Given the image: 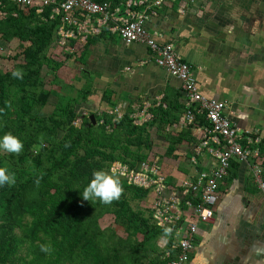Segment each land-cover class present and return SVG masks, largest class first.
<instances>
[{"label": "trees", "instance_id": "16d2710c", "mask_svg": "<svg viewBox=\"0 0 264 264\" xmlns=\"http://www.w3.org/2000/svg\"><path fill=\"white\" fill-rule=\"evenodd\" d=\"M107 1L115 6L123 0ZM53 6L46 5L39 13L34 7L25 10L11 0H0V44L17 39L20 50L14 57L22 55L10 70L0 67V136L11 132L24 145L18 154L0 149V166L6 165L16 178L15 184L0 187V264L167 263L175 256L173 237L169 235L161 247L158 240L164 230L155 224L150 206L138 204L149 188L130 184L119 175L123 191L110 203H81L79 193L94 170L111 172L114 161L132 168L147 160L152 154V129L167 143L165 156L173 157L183 140H193L189 135L193 123L178 133L166 131L185 108L177 98L166 107L150 108L152 119L139 124L128 106L120 117L107 110L78 112L93 90L87 85L73 95L58 82L57 72L72 53L53 48L57 58L49 55L59 22ZM93 40L89 38L83 49ZM69 44H74L73 39ZM15 69L23 70L22 79L12 75ZM52 98L53 109L43 113ZM101 100L115 109L109 90ZM194 122L206 124V119L196 112ZM231 165L232 160L226 182ZM105 215L113 216L120 229L101 226ZM48 243L51 253L40 247ZM153 246L158 252L150 256ZM165 251H170L168 257Z\"/></svg>", "mask_w": 264, "mask_h": 264}, {"label": "crops", "instance_id": "0c3cea01", "mask_svg": "<svg viewBox=\"0 0 264 264\" xmlns=\"http://www.w3.org/2000/svg\"><path fill=\"white\" fill-rule=\"evenodd\" d=\"M146 28L159 42H172L191 65L200 92L225 101L224 113L230 121L258 138L253 144L258 156L248 161L232 159L231 178L218 189L213 218L198 223L194 248L185 264H264V202L252 171V165L259 163L264 173V0H170L154 8ZM89 38L95 40L84 49V44H76L69 57L74 58L73 63L67 66L65 60L60 67L72 69L71 78L78 83L59 84L72 93L87 85L93 90L78 108L88 110V103L99 98L101 111L122 112L128 106L145 116L150 114L151 120L154 106L166 107L176 98L185 106L181 80L157 65L145 43L126 44L104 30ZM106 90L115 101L114 110L107 102L100 103ZM184 111L178 113L177 122L167 124L166 131L178 133L188 125ZM201 125L193 123L189 133L193 140H183L173 157L165 156L167 143L152 129L154 154L149 157H159L160 171L172 187L216 163L209 149L198 150L201 133L197 127ZM193 156L196 164L191 161ZM160 238L164 247L169 234Z\"/></svg>", "mask_w": 264, "mask_h": 264}, {"label": "built area", "instance_id": "2783aa9c", "mask_svg": "<svg viewBox=\"0 0 264 264\" xmlns=\"http://www.w3.org/2000/svg\"><path fill=\"white\" fill-rule=\"evenodd\" d=\"M11 1L25 10L34 7L39 13L43 11L44 6L54 5L52 13L59 16V22L52 42L55 47L51 46L52 50L59 47L73 53L77 43L81 46L87 42L89 36L104 30L116 34L126 44L145 43L157 65L181 80L186 99L183 119L188 124L194 123L196 112L205 117L206 124L197 127L201 133L198 150L209 149L216 158L215 165L208 170H195L196 177L183 179L175 187L165 181L157 155L137 163L132 168L114 161L110 171L114 169L116 174L130 184L150 189L148 199L153 220L165 233L173 237L172 248L175 249V256L164 264H185L194 248L198 223H206L213 218L219 185L228 173L230 161L234 157L248 161L250 157L258 156L259 151L253 147L258 138L250 131L234 125L224 113L226 102L209 98L200 92L191 65L180 57L175 45L170 41L159 42L156 36L147 30L148 15L154 12L156 6L170 0H123L115 6L107 0ZM179 10L183 11V8ZM71 39L73 45L69 44ZM114 112L117 117L122 114L117 109ZM131 117L139 124L150 119L151 115L146 113L145 116L134 111ZM191 159L196 164L197 157L193 156ZM252 171L261 200L264 202L262 166L259 163L252 165ZM169 255L170 251L164 254L165 257Z\"/></svg>", "mask_w": 264, "mask_h": 264}, {"label": "clouds", "instance_id": "9594fccd", "mask_svg": "<svg viewBox=\"0 0 264 264\" xmlns=\"http://www.w3.org/2000/svg\"><path fill=\"white\" fill-rule=\"evenodd\" d=\"M12 75L17 78H23V70L15 69ZM23 142L17 136L13 135L11 132H5L0 136V149L9 153H20L23 149ZM224 181V180H223ZM222 181V182H223ZM16 182L15 173L10 171L9 168L5 166H0V187L4 185H13ZM123 191L121 180L119 175L113 169L111 172L104 169L94 170L92 173V178L84 186L82 193L79 195L83 198V201H93L100 200L101 202L107 204L111 201L118 199ZM41 250L46 253L52 252V246L50 243L41 244Z\"/></svg>", "mask_w": 264, "mask_h": 264}, {"label": "rangeland", "instance_id": "374dc122", "mask_svg": "<svg viewBox=\"0 0 264 264\" xmlns=\"http://www.w3.org/2000/svg\"><path fill=\"white\" fill-rule=\"evenodd\" d=\"M3 44V45H2ZM0 44V67L3 70H10L11 67L14 65L15 62L18 61H22V55L20 54L18 56V58H15L14 55L16 53L19 52V41L17 39L12 40L11 42H5ZM53 47V46H52ZM52 47L50 48V52L49 55H51L52 57L57 58V51H53ZM74 58L71 57L68 59V61L65 63L67 66H70L73 63ZM72 69H67L66 71H63V69H59L58 73V82L59 83H78V81H74L72 80L71 76H72ZM55 87V86H54ZM79 87H76V89ZM73 95L76 94L75 92L72 93ZM101 99V97H100ZM53 98L49 101V104H46L44 109H43V113H49L52 109H53ZM102 102V100L100 101V103ZM107 104V103H106ZM86 107H89L88 110L85 108V106H81L78 109V112H84L87 113L89 110H94L97 111L98 109H100V111L103 108H100V104H99V98H96L95 101L93 102H89L88 105ZM154 137V136H153ZM160 151H162V149L159 148ZM155 152V150H153ZM154 154V153H152ZM152 154H150L152 156ZM155 154H158V152H156ZM149 155V156H150ZM149 195V194H148ZM138 204L144 207L150 206V200L148 199V196H146L145 200L142 201H138ZM132 206L135 208L134 206V202H132ZM100 224L101 226H110L112 228H117L120 229V226L117 225L116 223H114L113 220V216L111 215H105L100 219ZM139 237L141 238V235H139ZM158 242L160 243V245H162L161 243V238H159ZM150 249H154L153 251H150L151 255L150 256H154L156 252H158V249L156 247H150Z\"/></svg>", "mask_w": 264, "mask_h": 264}, {"label": "water", "instance_id": "95a60500", "mask_svg": "<svg viewBox=\"0 0 264 264\" xmlns=\"http://www.w3.org/2000/svg\"><path fill=\"white\" fill-rule=\"evenodd\" d=\"M89 118L91 119V121L94 123L95 122V119H94V115L93 114H91L90 116H89Z\"/></svg>", "mask_w": 264, "mask_h": 264}, {"label": "bare ground", "instance_id": "6f19581e", "mask_svg": "<svg viewBox=\"0 0 264 264\" xmlns=\"http://www.w3.org/2000/svg\"><path fill=\"white\" fill-rule=\"evenodd\" d=\"M150 158V157H149Z\"/></svg>", "mask_w": 264, "mask_h": 264}]
</instances>
